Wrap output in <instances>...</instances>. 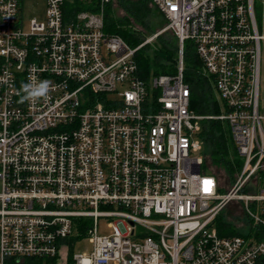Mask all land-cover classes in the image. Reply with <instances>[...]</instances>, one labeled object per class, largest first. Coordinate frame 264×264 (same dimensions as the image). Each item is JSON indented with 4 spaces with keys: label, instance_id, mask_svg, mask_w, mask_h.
I'll return each instance as SVG.
<instances>
[{
    "label": "built area",
    "instance_id": "1",
    "mask_svg": "<svg viewBox=\"0 0 264 264\" xmlns=\"http://www.w3.org/2000/svg\"><path fill=\"white\" fill-rule=\"evenodd\" d=\"M23 1L0 0V264H264L256 0H151L178 51L176 73L149 80L135 56L152 38L133 48L108 33L111 0H82L91 10L46 0L27 27ZM187 41L213 80L217 116L191 108ZM42 80L48 98L21 103V84ZM206 119L229 125L242 161L234 181L204 171ZM228 206L244 235L219 234ZM82 239L91 251L76 254Z\"/></svg>",
    "mask_w": 264,
    "mask_h": 264
},
{
    "label": "trees",
    "instance_id": "2",
    "mask_svg": "<svg viewBox=\"0 0 264 264\" xmlns=\"http://www.w3.org/2000/svg\"><path fill=\"white\" fill-rule=\"evenodd\" d=\"M121 2L128 14L127 17H116L111 7L108 6L105 15V30L121 36L128 45L136 48L143 43L145 35L134 29L129 18H133L134 23L141 25L146 31L149 30L150 26L146 18L150 9L148 3L151 4V0L135 3L121 0ZM68 6L76 10L95 8H87L82 0H73V3L69 2ZM255 8L257 9L256 2ZM168 34L170 35L168 38L164 35L157 36L155 44L148 43L136 52L135 60L141 78L149 80L153 76L176 73L178 40L172 32L167 31L166 35ZM185 47L184 77L192 89L191 108L198 114L217 116L221 113V109L214 96L213 80L203 74V65L195 52L193 43L187 41ZM199 137L203 142L205 155L204 171L213 173L220 179L234 181L236 169L241 166L242 161L234 145L229 125L218 119L203 120ZM219 173H222L223 177ZM215 224L221 236L244 235L232 221L225 219L222 214L218 216Z\"/></svg>",
    "mask_w": 264,
    "mask_h": 264
},
{
    "label": "rangeland",
    "instance_id": "3",
    "mask_svg": "<svg viewBox=\"0 0 264 264\" xmlns=\"http://www.w3.org/2000/svg\"><path fill=\"white\" fill-rule=\"evenodd\" d=\"M130 2H142V1H148V0H127ZM121 0H111L108 4H106L105 6V13L107 12V7H111V9L114 12V15L117 17H127V13L125 11V9L123 8L122 4H121ZM257 3V12L258 13H262L263 16V34H264V0H256ZM149 5V11H148V15L146 18V22L147 24H149L150 29L146 31V29H144L141 25H138L137 23H134L135 21L133 20V18H129L131 21V25L134 26V29L136 31H141L144 35H145V40L147 39H151V42L149 44L153 45L155 44L156 38L159 35H164L166 36V38L170 37V35H166L167 31H165L166 26H167V22L165 20V18L163 17V15L155 8L152 6V4L148 3ZM45 8H46V0H24L23 1V18H24V22H25V26L27 27L29 24V20L36 17V18H41L44 15L45 12ZM144 40V41H145ZM143 41V42H144ZM262 87L264 89V54H263V60H262ZM214 87V86H213ZM120 90H122L121 87H119ZM262 89V91H263ZM215 91V89H214ZM263 94V92H262ZM214 96L217 99V96L214 92ZM113 97V96H110ZM219 103V107L221 109V105L220 102ZM216 168V167H215ZM220 170V169H219ZM221 172V171H218ZM221 177H223L222 173ZM0 190H1V184H0ZM235 210V208H234ZM233 210V211H234ZM222 216L227 219V220H231L233 219L232 216V212L230 210V207H226L223 211H222ZM108 224V220L107 219H101L99 221V226H98V232L101 235H108L111 231L107 226ZM242 233H247V229H241ZM92 248V245L90 244L88 239H82L76 242L73 252L76 254H85V253H90Z\"/></svg>",
    "mask_w": 264,
    "mask_h": 264
},
{
    "label": "clouds",
    "instance_id": "4",
    "mask_svg": "<svg viewBox=\"0 0 264 264\" xmlns=\"http://www.w3.org/2000/svg\"><path fill=\"white\" fill-rule=\"evenodd\" d=\"M50 88L51 82L48 80H42L36 83L31 81L22 83L19 90L20 102L36 103L42 99L46 100L48 98Z\"/></svg>",
    "mask_w": 264,
    "mask_h": 264
},
{
    "label": "snow or ice",
    "instance_id": "5",
    "mask_svg": "<svg viewBox=\"0 0 264 264\" xmlns=\"http://www.w3.org/2000/svg\"><path fill=\"white\" fill-rule=\"evenodd\" d=\"M206 184H208L210 186L211 185V181H207ZM208 190H210V187H209Z\"/></svg>",
    "mask_w": 264,
    "mask_h": 264
}]
</instances>
